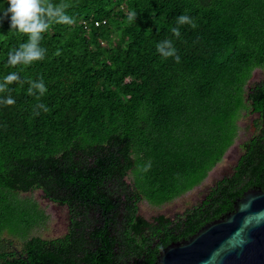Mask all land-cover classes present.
I'll return each instance as SVG.
<instances>
[{
	"label": "trees",
	"instance_id": "obj_1",
	"mask_svg": "<svg viewBox=\"0 0 264 264\" xmlns=\"http://www.w3.org/2000/svg\"><path fill=\"white\" fill-rule=\"evenodd\" d=\"M65 2L75 22H53L45 58L30 66L8 65L28 37L10 16L0 21V82L11 72L24 81L0 93L15 100L0 104V264H156L170 243L264 188V79L252 81L264 71V0ZM7 7L0 0V16ZM182 14L197 27L179 26L176 38ZM166 39L179 63L157 52ZM41 77L48 91L37 101L27 81ZM37 103L49 111L33 116ZM235 144L240 157L200 201L140 213L202 186ZM50 205L67 210L61 235H46Z\"/></svg>",
	"mask_w": 264,
	"mask_h": 264
},
{
	"label": "water",
	"instance_id": "obj_2",
	"mask_svg": "<svg viewBox=\"0 0 264 264\" xmlns=\"http://www.w3.org/2000/svg\"><path fill=\"white\" fill-rule=\"evenodd\" d=\"M156 264H264V188H250L232 211L162 249Z\"/></svg>",
	"mask_w": 264,
	"mask_h": 264
},
{
	"label": "clouds",
	"instance_id": "obj_3",
	"mask_svg": "<svg viewBox=\"0 0 264 264\" xmlns=\"http://www.w3.org/2000/svg\"><path fill=\"white\" fill-rule=\"evenodd\" d=\"M70 6L65 0H61L59 4L52 3V0H8V7L0 16V21L10 16V28L28 37L27 42L8 52V65L12 67L17 65L30 66L35 61L43 60L47 49L41 47L42 34L48 31L53 22L72 25L75 22L74 18L66 14V9ZM126 17L127 22L132 23L136 20L137 13L135 10L128 11ZM176 24V27L171 28V32L176 38L181 35L179 26L188 24L192 28L197 27L193 18L184 14L177 17ZM156 50L162 58L171 57L177 63L180 62V56L177 54V49L171 39L157 43ZM60 54V50L57 49L55 55L59 56ZM13 82L23 83L24 81H21L17 72L9 73L0 82V93L10 91L7 86ZM27 83L30 85L27 89L28 95H35L37 101L48 91L43 77L35 81L28 80ZM0 104L11 106L15 104V100L11 95H8L5 98H0ZM41 110L45 113L49 111L45 104L37 103L33 108V116L40 115ZM150 168L151 163L149 162L143 170L148 171Z\"/></svg>",
	"mask_w": 264,
	"mask_h": 264
},
{
	"label": "rangeland",
	"instance_id": "obj_4",
	"mask_svg": "<svg viewBox=\"0 0 264 264\" xmlns=\"http://www.w3.org/2000/svg\"><path fill=\"white\" fill-rule=\"evenodd\" d=\"M261 79H264V71L261 69L255 70L252 81H258ZM240 154L241 149L235 144L229 149L224 160L211 171L206 182L202 186L192 190L187 195L180 197L175 202L167 204L161 208H154L147 203H142L140 213L146 218L151 219L158 214L173 215L176 212H181L192 206L205 196L207 188L213 185L216 179L224 173H229L231 171L233 164L236 162ZM45 202H47V200H45ZM50 207L54 219L51 224V229L46 232V235H61L68 229L67 210L59 205H50Z\"/></svg>",
	"mask_w": 264,
	"mask_h": 264
},
{
	"label": "flooded vegetation",
	"instance_id": "obj_5",
	"mask_svg": "<svg viewBox=\"0 0 264 264\" xmlns=\"http://www.w3.org/2000/svg\"><path fill=\"white\" fill-rule=\"evenodd\" d=\"M239 147V146H238ZM241 155V154H240ZM240 157V156H239ZM238 157V158H239ZM237 161V160H236ZM226 174H228V173H224L222 176H220L218 179H220V178H222L223 176H225ZM67 219H68V214H67ZM68 224H69V222H68Z\"/></svg>",
	"mask_w": 264,
	"mask_h": 264
}]
</instances>
